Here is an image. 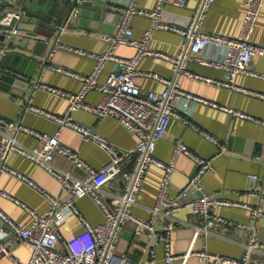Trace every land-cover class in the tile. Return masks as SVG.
Returning a JSON list of instances; mask_svg holds the SVG:
<instances>
[{
	"label": "built area",
	"instance_id": "built-area-1",
	"mask_svg": "<svg viewBox=\"0 0 264 264\" xmlns=\"http://www.w3.org/2000/svg\"><path fill=\"white\" fill-rule=\"evenodd\" d=\"M70 1L75 6L82 2V0ZM173 2L177 6H185L187 0H173ZM213 2L214 0H202L198 14L187 24L179 25L170 24L162 19L164 0H159L154 9L140 8L135 0H129L122 10L121 20L116 25L115 31L108 36H103L108 42L105 52L65 47L95 61L94 68L89 74L59 66L52 67L58 72L79 80L81 86L77 91L65 90L47 83L35 84V88L68 100L69 111L65 114H56L31 103L26 106L28 110L55 121L58 124L56 132H42L22 121L7 120L0 116V132L3 134L0 138V175L8 172L27 182L40 191L49 204L45 212H40L27 202L0 188V195L12 200L31 218L28 225H23L0 207V262L8 258L13 264H144L143 261H134L118 251L124 226L131 221L134 224L135 234L148 233L149 243L143 250L150 255L152 264H158L159 245H162L164 250V264H175V260L179 258H182L183 263L186 264L192 256L210 264H264V242L258 240L255 232H250L246 240H238L221 230V227L241 226V224L210 213L214 206L226 205L244 208L250 212L251 216L257 217L264 215L262 207L224 199L217 195H208L204 191L202 179L206 173L216 170L212 159L195 154L183 143L175 145L170 160H163L155 154L157 141L165 135L172 118L192 125L219 149L224 147L218 137L199 128L186 116L192 101L219 108L236 118H248L264 126V120L230 106L218 104L180 86L179 78L182 75H189L264 99V92H250L235 82L239 74L264 79V72L255 70L252 65L255 55L264 57V45L255 43L251 39L264 0H248L242 30L238 36H227L204 30L205 9ZM26 7V0H20L3 9L0 12V33H6L8 37L25 35V32L17 26V22L26 13ZM138 15L147 16L152 20L141 38L134 36L131 25L132 19ZM2 24L10 25L11 28L1 27ZM158 29L175 31L183 37V43L177 55L171 56L150 48L149 43L153 33ZM121 45L134 47L135 54L128 57L118 55L116 48ZM210 46L224 48L225 53L221 56L210 55L207 52ZM147 55L172 62L175 67L174 78L168 79L153 71H142L140 62ZM110 61L115 64V67L106 80L100 82L99 76ZM192 61L223 70L224 78L215 79L189 71L188 65ZM140 75L159 80L165 84V87L159 91L143 92L136 80ZM90 91H98L102 94L98 104L93 105L86 101V95ZM79 109L93 112L99 117L118 119L137 137V142L130 148L116 146L93 126L76 121L71 112ZM64 128L79 133L85 141L96 143L108 154V162L101 167H95L86 161L77 149L60 140V131ZM20 133L34 136L36 144L33 147L23 145L17 138ZM12 152L38 163L59 181L68 198L63 200L43 190L24 172L10 166L7 163V157ZM56 153L68 157L75 166L85 171V176H75L70 171L57 166L53 161ZM179 154L192 158L198 167L185 186L175 195H171L169 186L176 169V156ZM154 165L163 170V177L155 203L149 208L150 215L143 218L135 213L134 207L137 205L138 195L148 170ZM251 178L256 183L259 175L253 174ZM86 196L91 197L103 212L102 222L93 224L77 206L76 201ZM185 208L204 221V224L197 226L196 236L203 231L205 234L237 242L243 246V253L240 256L224 255L205 248L196 249L193 246L184 253L175 252L172 234L179 226L176 214ZM71 216L77 217L83 224V230L71 238H64L60 233L59 225ZM161 219L167 220L163 228L158 227V221ZM16 244L30 248V257L26 262L13 254L12 246Z\"/></svg>",
	"mask_w": 264,
	"mask_h": 264
},
{
	"label": "crops",
	"instance_id": "crops-1",
	"mask_svg": "<svg viewBox=\"0 0 264 264\" xmlns=\"http://www.w3.org/2000/svg\"><path fill=\"white\" fill-rule=\"evenodd\" d=\"M18 1L20 0H0V12ZM158 1L135 0L140 8L145 9L156 8ZM106 2V6L101 7L82 4L75 6L70 0H26V13L23 15L25 20L17 22V26L22 27L21 30L25 32V35L42 36L39 32L49 31L45 25L55 26L54 34L61 29L62 32L53 50H51V44L54 35L48 36L49 43L42 55L17 49L40 58L41 63L36 66L33 77L29 79V87L13 86L16 93L0 88V116L7 120L22 121L42 132L54 133L58 130V124L55 121L28 110L26 106L31 103L56 114H65L69 111V103L66 98L35 88V84L37 82L47 83L69 91H77L80 88L79 80L58 72L52 67H64L82 74H89L93 70L94 60L65 47L83 48L98 53L107 50L108 42L103 36H108L115 31L116 25L121 20L122 10L129 0H106ZM201 2L202 0H187L185 6H177L173 0H164L162 19L170 24L185 25L198 14ZM247 3L248 0H214L205 9L204 30L227 36H238L242 30ZM151 22V18L147 16H135L131 21L134 36L141 38ZM251 39L255 43L264 45V4ZM182 43L183 37L179 33L158 29L154 31L149 46L154 50L175 56L179 53ZM135 52L136 49L128 45L116 48V53L121 56H132ZM207 52L210 55L221 56L225 50L210 46L207 48ZM252 65L255 70L264 72V57L255 55ZM114 67L115 64L112 61L108 62L99 76V81L104 82ZM140 69L157 72L168 79H173L175 76V67L172 62L157 56H144L140 62ZM188 69L191 72L215 79L224 78L223 70L201 65L195 61L189 63ZM3 70L12 71L11 68ZM136 80L143 92L159 91L165 87L163 82L147 76L140 75ZM235 82L250 92H264V79L262 78L239 74L236 76ZM179 83L187 91L264 120V99L251 93L232 90L189 75H182L179 78ZM85 99L96 105L101 101L102 94L98 91H90ZM71 115L76 121L93 126L116 146L130 148L137 142V137L114 117H99L84 109L72 111ZM186 116L199 128L218 137L224 147L219 149L192 125L172 118L165 135L157 141L156 156L163 160H170L175 145L177 143L185 144L195 154L212 159L216 170L206 173L202 179L204 191L208 195H217L224 199L261 206L264 211V126L248 118H236L224 110L196 101L190 102ZM2 137L3 134L0 132V138ZM59 137L63 143L77 149L81 156L95 167H101L109 160L108 154L96 143L85 141L79 133L69 128L62 129ZM17 138L27 147H33L36 144V138L27 133H20ZM53 161L57 166L70 171L75 176H85L83 169L75 166L68 157L60 153L54 155ZM7 163L24 172L43 190L63 200L68 198L59 181L38 163L15 152L8 155ZM197 167V163L189 156L177 155L176 169L169 186V194L175 195L179 192L196 172ZM253 174L259 175L256 183L252 181ZM162 177L163 170L161 168L155 165L150 167L138 195L137 205L134 207L135 213L139 216L149 217V208L155 203ZM0 188L27 202L40 212H45L48 208V200L40 191L8 172H3L0 175ZM76 203L81 212L93 224L104 220L103 212L91 197L86 196L78 199ZM0 207L19 223L29 224L31 220L29 214L9 198L0 195ZM210 213L241 224V226L221 227V230L236 239L246 240L250 232H255L258 240L264 242V215L253 217L244 208L226 205H216ZM176 218L179 226L174 229L172 234L175 252L184 253L193 246L196 249L205 248L224 255L240 256L243 253V246L237 242L205 234L203 231H200L196 236L197 226L204 224V221L189 209L185 208L177 213ZM166 224V219L158 221L159 228H163ZM59 230L64 238H71L83 230V224L77 217L71 216L59 225ZM148 243V233L135 234L133 222L128 221L121 233L118 251L134 261L141 260L144 264H152L150 255L143 250ZM12 252L23 262H26L30 257L31 250L28 246L16 244L12 246ZM157 263L164 264L162 245L158 246ZM174 263L184 264L182 258L176 259ZM0 264L13 263L8 258H4ZM186 264L210 263L200 261L197 257L192 256L186 261Z\"/></svg>",
	"mask_w": 264,
	"mask_h": 264
},
{
	"label": "water",
	"instance_id": "water-1",
	"mask_svg": "<svg viewBox=\"0 0 264 264\" xmlns=\"http://www.w3.org/2000/svg\"><path fill=\"white\" fill-rule=\"evenodd\" d=\"M81 4L104 7L107 2L106 0H82ZM21 20H25V17L23 16ZM45 26L49 28V31L39 32L42 36L44 35L43 37L36 35H13L8 37L6 33H0V88L16 93V90L12 88L13 86L29 87V79L33 77L34 70L41 63V59L17 49H24L42 55L49 43L48 36L54 35L51 44V50H53L59 41L62 29L54 34L55 26ZM1 27L11 28L10 25L4 24ZM4 68H11L12 71H4ZM9 85L11 86L9 87Z\"/></svg>",
	"mask_w": 264,
	"mask_h": 264
}]
</instances>
